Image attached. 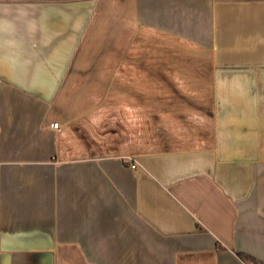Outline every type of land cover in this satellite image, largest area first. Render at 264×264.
I'll return each instance as SVG.
<instances>
[{"label":"crops","instance_id":"1","mask_svg":"<svg viewBox=\"0 0 264 264\" xmlns=\"http://www.w3.org/2000/svg\"><path fill=\"white\" fill-rule=\"evenodd\" d=\"M0 264H264V0H0Z\"/></svg>","mask_w":264,"mask_h":264},{"label":"built area","instance_id":"2","mask_svg":"<svg viewBox=\"0 0 264 264\" xmlns=\"http://www.w3.org/2000/svg\"><path fill=\"white\" fill-rule=\"evenodd\" d=\"M50 126H51L52 128H55V129H58V127H59V125H58L57 122H54V123L50 124ZM131 166H132V168H136V163H135V162L132 163Z\"/></svg>","mask_w":264,"mask_h":264}]
</instances>
